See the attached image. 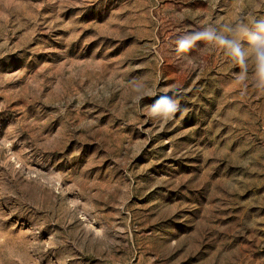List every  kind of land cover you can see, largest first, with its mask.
<instances>
[{
    "label": "rangeland",
    "instance_id": "obj_1",
    "mask_svg": "<svg viewBox=\"0 0 264 264\" xmlns=\"http://www.w3.org/2000/svg\"><path fill=\"white\" fill-rule=\"evenodd\" d=\"M259 17L264 0H0V264H264V90L219 47L177 50ZM160 94L180 100L166 122Z\"/></svg>",
    "mask_w": 264,
    "mask_h": 264
},
{
    "label": "clouds",
    "instance_id": "obj_2",
    "mask_svg": "<svg viewBox=\"0 0 264 264\" xmlns=\"http://www.w3.org/2000/svg\"><path fill=\"white\" fill-rule=\"evenodd\" d=\"M210 43L223 49L237 64L238 79L245 81L249 75L248 64H253L255 83L264 90V17L256 18L252 25L240 20L233 25L217 26L209 24L177 42V50L189 52L198 43ZM140 97H138L139 99ZM181 111L180 100L168 94H160L151 108L150 115L160 116L162 122L172 119Z\"/></svg>",
    "mask_w": 264,
    "mask_h": 264
}]
</instances>
